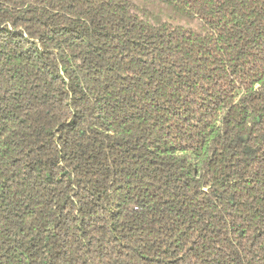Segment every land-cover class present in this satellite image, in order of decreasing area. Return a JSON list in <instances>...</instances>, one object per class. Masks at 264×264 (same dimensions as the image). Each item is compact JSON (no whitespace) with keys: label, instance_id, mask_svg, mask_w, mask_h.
Listing matches in <instances>:
<instances>
[{"label":"trees","instance_id":"16d2710c","mask_svg":"<svg viewBox=\"0 0 264 264\" xmlns=\"http://www.w3.org/2000/svg\"><path fill=\"white\" fill-rule=\"evenodd\" d=\"M0 264H264V0H0Z\"/></svg>","mask_w":264,"mask_h":264}]
</instances>
